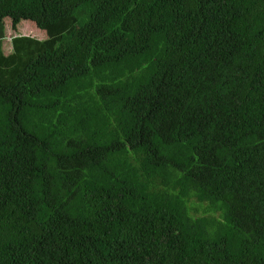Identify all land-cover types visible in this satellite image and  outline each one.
<instances>
[{
	"label": "trees",
	"instance_id": "1",
	"mask_svg": "<svg viewBox=\"0 0 264 264\" xmlns=\"http://www.w3.org/2000/svg\"><path fill=\"white\" fill-rule=\"evenodd\" d=\"M0 264H264V0H0Z\"/></svg>",
	"mask_w": 264,
	"mask_h": 264
},
{
	"label": "rangeland",
	"instance_id": "2",
	"mask_svg": "<svg viewBox=\"0 0 264 264\" xmlns=\"http://www.w3.org/2000/svg\"><path fill=\"white\" fill-rule=\"evenodd\" d=\"M8 26L7 27V37L5 40V49H9V47H13L12 45V40L17 37V36H31L34 38L39 39H46L47 38V33L46 31L38 28L33 22L31 21H22L18 26L17 30H15L11 24V20L7 21ZM27 30V32H25ZM45 37V38H44ZM194 208H200L201 205L198 204L196 201L192 203ZM204 208H207V206H204ZM196 215V214H195ZM203 213L201 212L197 216H201Z\"/></svg>",
	"mask_w": 264,
	"mask_h": 264
},
{
	"label": "crops",
	"instance_id": "3",
	"mask_svg": "<svg viewBox=\"0 0 264 264\" xmlns=\"http://www.w3.org/2000/svg\"><path fill=\"white\" fill-rule=\"evenodd\" d=\"M25 32H27V30H25Z\"/></svg>",
	"mask_w": 264,
	"mask_h": 264
}]
</instances>
